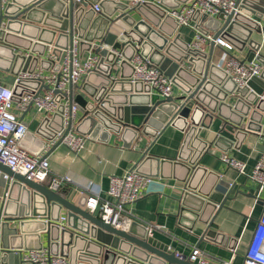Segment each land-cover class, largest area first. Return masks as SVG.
<instances>
[{"label":"water","instance_id":"95a60500","mask_svg":"<svg viewBox=\"0 0 264 264\" xmlns=\"http://www.w3.org/2000/svg\"><path fill=\"white\" fill-rule=\"evenodd\" d=\"M127 1L11 0L0 13V70L15 77L33 74L39 66L46 71L54 66L58 71L55 64L64 57L63 50L78 40L81 53L92 52L98 62L84 78L82 93L76 94L70 87L68 100L77 104L82 115L75 132L82 136L96 132L108 138L116 136L130 149L143 138H157L166 127L180 131L185 138L178 160L151 156L147 149L137 171L157 178L171 168L184 186L180 215L191 221L188 229L193 231L199 222L208 227L205 237L221 238L210 230L219 207L209 200L215 174L200 162L215 150L227 153L238 149L241 136L262 131L264 72L251 83L254 92L237 88L225 70L213 62V43L209 52L191 47L178 32L181 26L168 14L190 0H145L135 7ZM238 4L239 11L228 18L197 12L193 18L196 29L221 37L241 53L246 48L259 51L261 43L256 36H264V0H238ZM95 5L101 8L100 13L95 12ZM136 55L158 67L182 96L163 100L149 85L134 81L131 62ZM51 56L57 58L56 63ZM255 83L261 86L256 89ZM40 88L39 81L20 80L14 88L15 100ZM63 108L45 118L38 129L48 142L63 132ZM216 118L238 129L237 144L222 135L214 141L202 137ZM60 145L61 140L52 150ZM179 168L184 172L177 178ZM0 172L15 180L7 186L0 177V264H5L10 255L15 258L14 264H28L22 261V252L44 248L52 256L67 258L70 264H192L177 258L169 246L151 236L146 223L134 219L117 229L83 206L2 164ZM229 190L223 194L228 195Z\"/></svg>","mask_w":264,"mask_h":264},{"label":"crops","instance_id":"0c3cea01","mask_svg":"<svg viewBox=\"0 0 264 264\" xmlns=\"http://www.w3.org/2000/svg\"><path fill=\"white\" fill-rule=\"evenodd\" d=\"M77 6L80 5L77 4ZM134 16L138 18L136 14ZM217 17L218 15L212 18ZM205 26L212 28L213 24L205 23ZM178 32L182 33V38L186 42L192 43L195 35L192 29L181 27ZM256 39L261 43L259 51L260 61L263 63L264 36H256ZM209 48H205V51L209 52ZM254 52L246 48L241 53L234 48L229 54L241 61H246L251 59ZM223 53H225L223 48L215 47L213 62L218 63ZM81 54L82 59L85 60L89 52ZM40 68L39 66L37 70ZM50 71L45 70V73ZM16 78L11 73L0 70L1 85L14 89ZM83 81L80 82L79 87L74 89L76 94L82 93L80 88ZM260 86V83H255L254 87L257 89ZM181 96L182 92L174 87L173 98L177 99ZM47 117L51 116L38 113L35 109L26 114H21V118L29 127V133L22 146L33 155L40 154L49 144L37 133ZM81 117L82 115L79 114L78 121ZM262 125L263 129L260 133L248 132L247 136H241L238 149L233 148L227 153L215 150L214 154H208L201 159L200 166L215 174L211 179V188L208 190L210 191L209 200L219 207L212 218L210 230L221 235V238L217 237L211 240L212 238L205 237L208 227L199 222L195 224L193 231L188 229V226L192 225L191 221L180 215L184 186L175 179L176 176L172 174L171 168L162 171V177L153 178L154 182L147 189L142 199L126 207L131 217L127 224L130 225L136 219L153 227V237L162 245L169 246L172 253L188 256L192 249L197 246L205 251L212 261L230 260L235 256V263L243 264L244 255L264 211V192H259L258 185L254 181L240 175L238 171L224 163L222 157L227 155L229 158L244 163L247 173L250 174L264 156V118ZM237 130L232 125L216 118L211 130L205 131L202 137L205 140L214 141L219 135H222L237 144L238 141L235 139ZM86 137V147L78 155L63 145L54 151L52 149L49 151L51 175L47 181L41 183L42 185L51 188V183L55 177L72 175L79 183H92L99 187L102 197L110 200L108 190L112 177H121L137 166L147 149H149L151 156L173 161L178 160L185 138L180 131L170 126L166 127L157 138H143L139 144L130 149L125 148L124 143L116 136L108 138L103 132H96ZM183 172L184 169L179 168L177 178ZM216 185L223 190H219L218 186L216 188ZM228 188L230 189L228 195L223 194V191ZM55 192L72 202H75L79 195V192L71 186H63ZM88 211L100 216L99 210ZM43 239L45 241V238ZM24 253L25 251L22 252V255ZM14 263L15 258L12 255L5 258V264Z\"/></svg>","mask_w":264,"mask_h":264},{"label":"built area","instance_id":"2783aa9c","mask_svg":"<svg viewBox=\"0 0 264 264\" xmlns=\"http://www.w3.org/2000/svg\"><path fill=\"white\" fill-rule=\"evenodd\" d=\"M80 3L82 0H75ZM131 6H139L145 0H128ZM9 0H0V13L4 11ZM95 12L100 13L101 8L95 5ZM239 11L238 0H190L180 8L169 10L168 14L174 18L181 27H187L194 31V39L191 47L205 51L212 43L215 47L225 50L218 67L225 70L236 84L237 88H248L251 92L255 89L251 85L256 79H260L264 65L260 61V51H256L253 57L246 61H241L229 53L234 50L233 46L221 37L215 38L214 34L205 35L196 29L193 18L197 12L209 17L224 15L228 18ZM64 57L60 63H56V57L50 59L59 66L58 71L53 68L50 72L38 69L33 74L21 73L16 78L15 84L20 80L39 81L41 88L34 94L24 93L17 97L16 101L14 89L0 84V164L8 167L15 174L25 177L35 183H44L51 175L50 161L48 154L54 145L61 140V145L67 147L72 153L78 155L86 147L87 137L75 132L78 123V106L70 104L68 96L70 87L74 89L86 78L96 67L98 57L92 52L83 60L80 52L78 40H74L72 46L63 50ZM135 69L133 80L149 85L152 93L161 99L173 97L174 84L170 78L158 68L150 64L149 60L136 55L132 62ZM58 97H62L60 101ZM63 106V132L58 137L49 142L47 147L37 155L28 152L22 143L29 133V127L21 118V114H26L35 109L38 113L53 116ZM60 145V146H61ZM222 161L229 167L238 171L242 176H246L254 181L259 188V192H264V156L257 163L253 171L248 174L246 165L235 159L223 155ZM138 165L125 173L121 177H112L108 195L110 200L102 197L99 187L92 183H79L72 175L57 176L51 183L54 192L63 186L75 188L79 195L75 203L83 206L87 210L100 211V217L105 223L117 229L125 227L130 220L126 207L138 202L144 197L147 189L152 185L154 179L143 175L137 171ZM0 177L10 186L15 180L13 177L0 172ZM8 193H5L7 196ZM65 217L61 216L60 223L63 226ZM148 226V231L153 236L154 228ZM176 257L187 259L192 264H236L235 256L230 260L212 261L210 256L200 249L194 247L190 255L176 254ZM22 261L28 264H70L65 257L52 256L50 251L44 248L41 251H28L22 256ZM243 264H264V211L257 223L256 232L250 241L247 252L244 255Z\"/></svg>","mask_w":264,"mask_h":264}]
</instances>
